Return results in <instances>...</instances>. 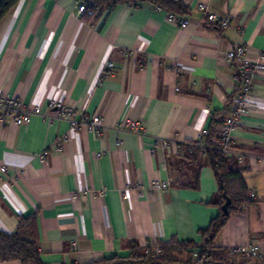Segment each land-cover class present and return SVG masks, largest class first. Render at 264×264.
I'll use <instances>...</instances> for the list:
<instances>
[{"label":"crops","instance_id":"0c3cea01","mask_svg":"<svg viewBox=\"0 0 264 264\" xmlns=\"http://www.w3.org/2000/svg\"><path fill=\"white\" fill-rule=\"evenodd\" d=\"M178 1L185 28L146 1L78 16L83 0H20L2 18L0 96L39 114L0 126V264H21L4 238L21 219L42 264L126 257L131 244L201 243L220 212L218 185L203 155L176 148L230 116L236 84L226 55L233 46L246 47L249 61L264 53V0ZM199 4L229 27L207 22ZM250 101L232 150L245 153L238 166L254 199L215 237L224 251L264 238V74ZM57 103L71 113L48 121ZM82 115L101 118L100 136L71 129ZM126 121L142 134L120 129ZM156 138L169 147L153 150ZM153 182L169 189L153 192Z\"/></svg>","mask_w":264,"mask_h":264},{"label":"built area","instance_id":"2783aa9c","mask_svg":"<svg viewBox=\"0 0 264 264\" xmlns=\"http://www.w3.org/2000/svg\"><path fill=\"white\" fill-rule=\"evenodd\" d=\"M92 1H83L77 8L78 16H92L93 11L90 10ZM161 10V8L156 7ZM198 10L203 12L206 21L216 24L221 29H227L229 22L227 20H218L212 14L207 13V8L203 4L198 5ZM168 22L185 28L188 24L173 14H167ZM246 47L233 46L227 53L226 59L235 69L234 82L236 84V95L230 105V116L225 118L215 129V135L207 143L208 133L202 132L195 140L177 145V153L182 154L184 149L187 151L196 150L200 154L205 155L208 151H216L226 159H234L237 163L243 160L244 152L233 151L232 146L234 140L232 134L237 130L239 121L242 117L252 113L250 95L254 86V79L260 74H264V53H260L256 60L249 61L246 57ZM105 68H112L109 63L105 64ZM57 112L55 116L46 117L48 121L53 119H66L71 113L69 107L65 103H57L52 105ZM39 114L38 108L26 107L21 99L17 97L7 98L0 96V126L14 125L17 127L28 125L31 117ZM71 129L78 131L82 128L100 136L103 132L102 120L100 117L91 119L82 115L80 121L70 120ZM120 129L128 128L132 133L140 135L143 132L142 126L137 122H123L119 126ZM169 147V142L164 139L156 138L153 143V150H164ZM5 169L2 168L1 172ZM150 189L153 192H163L169 189L168 183L153 182ZM254 194L248 192L246 202H251ZM76 243L72 244V248L76 249ZM226 261L229 264H264V238L253 245L233 247L228 250Z\"/></svg>","mask_w":264,"mask_h":264},{"label":"trees","instance_id":"16d2710c","mask_svg":"<svg viewBox=\"0 0 264 264\" xmlns=\"http://www.w3.org/2000/svg\"><path fill=\"white\" fill-rule=\"evenodd\" d=\"M19 1L0 0V21ZM91 1L92 6L90 10L93 12H98L102 8H112L121 4H137L144 1L174 15L184 12L178 0ZM213 127L212 125L209 128L207 143H210V140L215 135V127ZM193 151H189V153ZM195 154L202 155L198 151ZM203 156L212 169L218 185L217 197L220 212L211 221L208 228L200 232V244L194 241L177 240H171L168 243H157L160 253L153 250L157 244L152 245L154 247H148L149 250L151 249V253L149 250L143 252L136 244H131L127 247L129 253L126 257H112L92 264H179L180 262L176 260V256H185L186 260L184 264H226L228 251L215 248L213 242L219 231L225 226L228 218L246 203L248 191L242 178L241 169L234 159H226L220 153L213 150L206 152ZM223 194L230 201L226 214L221 211V207L225 203ZM4 238L9 243L18 246V252L13 256L15 260L21 264H42L39 259V253L36 250V242L31 233L29 220L21 219L16 231L10 236H4Z\"/></svg>","mask_w":264,"mask_h":264},{"label":"rangeland","instance_id":"374dc122","mask_svg":"<svg viewBox=\"0 0 264 264\" xmlns=\"http://www.w3.org/2000/svg\"><path fill=\"white\" fill-rule=\"evenodd\" d=\"M154 247V246H152ZM151 248V247H150ZM140 250H142L143 252H146L147 250H149V248H140ZM151 250V249H150ZM149 250V252L151 253V251ZM154 251H157V253H160V249H159V246L158 244L154 247L153 249ZM176 260L178 262H180L179 264H184V261L186 260V257L185 256H176ZM227 262V261H226ZM226 264H229L228 262ZM241 264V263H240Z\"/></svg>","mask_w":264,"mask_h":264},{"label":"water","instance_id":"95a60500","mask_svg":"<svg viewBox=\"0 0 264 264\" xmlns=\"http://www.w3.org/2000/svg\"><path fill=\"white\" fill-rule=\"evenodd\" d=\"M223 198L225 200V203L223 204V206L221 207V211L226 214L227 213V207L230 205V201L229 199L226 197L225 194H223Z\"/></svg>","mask_w":264,"mask_h":264}]
</instances>
